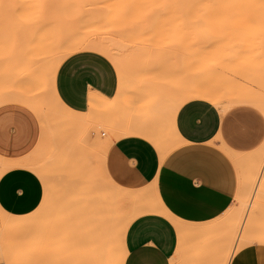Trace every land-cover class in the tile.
<instances>
[{
    "label": "rangeland",
    "instance_id": "374dc122",
    "mask_svg": "<svg viewBox=\"0 0 264 264\" xmlns=\"http://www.w3.org/2000/svg\"><path fill=\"white\" fill-rule=\"evenodd\" d=\"M80 43L104 44L122 58L120 67L113 63L122 84L108 104V120V101L79 114L66 109L55 93L49 73L54 61ZM193 91L218 98L221 109L243 97L264 101V0H0V110L26 98L48 110L42 115L38 110L39 120L33 115L39 133L20 161L42 181L43 200L34 213L21 218L0 209V264H117L123 221L155 197L141 190L146 202L127 199L131 191L107 174L105 159L114 133L123 123H141L137 129L143 131L144 123L161 122ZM2 159L7 158L0 154ZM231 159L239 174L233 202L212 221H179L184 232H177L171 264H212L216 256L227 255L228 244L240 247L232 241L243 221L240 216L247 221L248 204L258 197L264 205V194L259 195L264 143ZM99 192L108 197L104 207ZM108 205L112 215L105 213ZM96 207L105 211L92 228ZM262 212L251 217L255 222L258 218L256 224L264 221ZM251 237L243 244L248 264H264V244ZM206 240L211 248L197 256L195 250Z\"/></svg>",
    "mask_w": 264,
    "mask_h": 264
},
{
    "label": "crops",
    "instance_id": "0c3cea01",
    "mask_svg": "<svg viewBox=\"0 0 264 264\" xmlns=\"http://www.w3.org/2000/svg\"><path fill=\"white\" fill-rule=\"evenodd\" d=\"M118 82L108 58L83 50L59 65L54 90L66 109L79 114L88 111L91 98H105L108 120V104L116 99ZM220 107L190 99L161 122L144 123L143 131L137 129L138 122L123 123L115 131L105 159L107 174L123 189L152 193L163 210L145 212L129 224L117 264H171L178 242L175 222L212 221L233 202L239 174L229 154H250L264 140L238 143L230 134L236 113L258 109L245 104L225 111ZM26 108L14 104L0 110V154L13 166L0 177V209L17 218L34 213L44 195L40 178L20 163L39 133L37 115Z\"/></svg>",
    "mask_w": 264,
    "mask_h": 264
},
{
    "label": "bare ground",
    "instance_id": "6f19581e",
    "mask_svg": "<svg viewBox=\"0 0 264 264\" xmlns=\"http://www.w3.org/2000/svg\"><path fill=\"white\" fill-rule=\"evenodd\" d=\"M2 2V1H1ZM29 24H31V23H29ZM28 25V24H27ZM43 34V33H42ZM45 36H46V34H45ZM96 43V42H95ZM95 43H80V44H77V45H73V46H71V48H70V50L68 51V52H64L65 54H63V55H61V56H59V58H57L55 61H54V65H53V67L51 68V72H49L50 74H51V76L55 79V76H56V72H57V69H58V67H59V65L68 57V56H70V55H72L73 53H75V52H78V51H83V50H92V51H96V52H98V53H100L101 55H103V56H105L106 58H108L112 63H114V64H116L117 66H119L120 67V65H121V62H122V58H120V56L119 55H117V52L116 51H114L113 49H110V47L108 48L107 46L105 47V45L103 44V45H101V44H95ZM46 48V47H45ZM15 49V48H14ZM38 49V51H40V49L39 48H37ZM12 51V50H11ZM34 51H36V50H34ZM37 51V52H38ZM41 54V53H40ZM43 54V53H42ZM53 59H55V58H53ZM51 65V64H50ZM119 77V76H118ZM48 78H50V77H48ZM47 78V79H48ZM47 82H48V80H47ZM50 83V82H49ZM48 83V84H49ZM48 84H47V86H48ZM51 84V83H50ZM121 84H122V82H118V91H117V93H116V98L118 97V95H119V93H120V88H121ZM50 90V89H49ZM199 91H193V93L191 94L190 93V96H188V95H186L185 97L186 98H184L183 100H181L179 103H177L176 104V106H175V109H174V112L179 108V106L183 103V102H186V100H190V99H196V98H202V99H205V100H208L209 102H211L212 104H214V105H217V106H219V105H222L221 103H223L221 100H219L218 98H216V97H213V95H211L210 93H208L207 91V93H198ZM203 92V91H202ZM52 94V93H51ZM25 100H27L26 102V104H25ZM30 100V99H29ZM258 100H260V99H258V98H251V97H243V98H240V99H237V100H230V101H227V104H225V106H224V108L222 109L223 111H225V110H227L228 108H230V107H233V106H235V105H239V104H245V105H254V106H259L260 108H264V104H263V102H262V100L259 102ZM106 99L105 98H103V97H93V98H91V100H90V106H94V107H98L97 108V110L102 106V104L103 103H106ZM28 102H29V104H28ZM33 102V101H32ZM14 104H22V105H24V106H27V107H29V109H31V111H33L34 113H35V115H37V117H38V119H39V114L40 115H42V110L43 111H46L47 109H42L41 107L39 108L38 107V105H37V107L34 105L35 103H31V101H28V99L26 98V99H22V101H21V99H15V100H13L12 102H10V105H9V107H11V106H13ZM29 106H28V105ZM31 104H33L34 105V108L35 109H33V107H32V105ZM31 106V107H30ZM222 107V106H221ZM36 108H37V111H36ZM39 109H41V110H39ZM41 111V113H39L38 114V112L39 111ZM95 111H96V109H94ZM48 111V110H47ZM95 113V112H94ZM88 114V113H87ZM55 115V114H54ZM64 115V114H63ZM59 116H61V115H59ZM67 116V115H66ZM90 116H93V115H91L90 114ZM44 117H45V115H44ZM41 118V117H40ZM42 119H43V116H42ZM45 119V118H44ZM65 120V119H64ZM71 120V119H70ZM73 121V120H72ZM59 122V121H58ZM69 122V121H68ZM80 122V121H79ZM73 123V122H72ZM74 123H76V122H74ZM80 124H82L81 122H80ZM79 124H77V126H78ZM71 126V125H70ZM74 126V125H73ZM75 126H76V124H75ZM44 130V129H43ZM162 154V153H161ZM230 155V157H232L233 159H234V157L235 156H237V154H229ZM162 158H163V156H161ZM1 161V170H0V176L1 175H3L8 169H10V168H12L11 167V163H10V165L7 163V162H5V161H3V160H0ZM17 165V164H16ZM22 165V164H21ZM17 166H20V165H17ZM23 166V165H22ZM41 168V167H40ZM262 186H263V188L262 189H260V192H259V195H262V194H264V178H263V180H262ZM94 189V188H93ZM97 189V188H96ZM262 191V192H261ZM92 193V192H91ZM97 193V192H96ZM100 193V192H99ZM104 195V196H102V195ZM96 195H98V193L96 194ZM100 195H101V198H100V200L101 199H104V204H103V202H102V204H103V207H104V205H106V204H108L107 202H106V204H105V199H107L108 197H106L107 195L105 194V193H103V192H101L100 193ZM146 196V198H145V196ZM143 196H142V194L141 193H139L138 191H131V192H129L128 193V197H127V194H126V198L128 199H131V200H133V201H144V202H146V200H147V195L146 194H144ZM103 197V198H102ZM149 197V196H148ZM91 198V197H90ZM96 198H98L97 196H96ZM98 198V199H99ZM259 198V197H258ZM257 198V200H256V204L257 205H255V203H254V205H255V207H254V205H252L251 203L250 204H248L249 205V208L248 209H250V213H249V216H248V218H247V221L245 222V219H246V215H245V217L243 216V213H242V215L240 216L241 217V219H243V223L241 224H239V231H237V232H235L234 233V235H233V237L232 238H234L232 241L234 242V241H239L238 242V244H239V246L240 247H236V251L238 252L239 251V249H242L243 248V244L244 243H246V240H247V238H249L250 239V237L253 235V237H251L252 238V241H253V238H256L255 240H254V242H256V243H258V244H260V245H263L264 244V221H263V218H260V219H262V221H260V222H262V223H257L256 224V222L258 221V218H257V220H256V222L251 218L253 215H254V213L256 212V211H258L259 209H260V211H264V205H262V203H261V205H259L260 204V202L262 201L261 200V198H259L258 199ZM92 200V199H91ZM155 200V199H154ZM93 201H94V199H93ZM102 201V200H101ZM152 201V200H151ZM101 203V202H100ZM101 204V205H102ZM259 205V206H258ZM96 206V205H95ZM147 207H145V208H143V209H141L140 211H137V212H135L131 217H129L127 220H125V221H123V224H122V229H121V231H120V233H121V236L123 237V235H124V233H125V231H126V229H127V227L129 226V224L134 220V219H136L137 217H139L141 214H143V213H145V212H153V211H159V212H163V210H162V208L160 207V205H159V203H158V201H152V202H150V200L148 199V201H147V205H146ZM98 207H100V205H98ZM261 207H263V209L261 208ZM92 209V208H91ZM96 210H94V212H97V207L95 208ZM102 209V208H101ZM100 209V212H101V214H102V212H103V215L102 216H104V211H105V213H107V212H109V213H107V214H111L112 213V210H110L109 209V205H108V209H105L104 210V208L101 210ZM93 211V210H92ZM249 211V210H248ZM94 212H92V213H94ZM100 212H99V209H98V212H97V214L96 213H94L95 215H93V218L90 220V221H92V222H90V225L92 224V228H94L95 227V225H97L96 224V222H95V219H98V214H100ZM111 212V213H110ZM263 213V212H262ZM107 214H105V215H107ZM113 214V213H112ZM111 214V215H112ZM261 214V213H260ZM264 214V213H263ZM95 216V217H94ZM260 216V215H259ZM13 218V217H12ZM18 218H21V217H18ZM101 218V217H100ZM98 220H100L101 222H102V219H98ZM105 220H107V224L106 225H104V226H107V228H109L108 227V222H109V217H108V215H107V219H105ZM123 220V219H122ZM94 222V223H93ZM103 222H106V221H103ZM0 224H2V223H0ZM94 224V225H93ZM181 223H178V222H175V225H176V227H177V230H178V232H180V233H182V232H184V227L182 226V224L180 225ZM259 224V225H258ZM4 225V224H3ZM9 225V224H8ZM15 225H17V224H15ZM110 225V224H109ZM262 225V226H261ZM11 226H12V224H11ZM10 226V227H11ZM18 226V225H17ZM16 226V227H17ZM94 226V227H93ZM100 226H102V225H100ZM255 226H256V228H255ZM259 226V227H258ZM103 227V226H102ZM12 228V227H11ZM98 228H99V226H98ZM98 228H97V231H98ZM103 228H105V227H103ZM107 228H105V230H107ZM251 228L253 229H256V230H251ZM257 228H258V230H257ZM261 228H263V229H261ZM96 229V228H95ZM100 230H102V228L100 229ZM99 230V231H100ZM104 230V229H103ZM191 231V233H196V232H199V230L198 231H196V229H191L190 230ZM106 232V231H105ZM255 232V233H254ZM253 233V234H252ZM258 237H257V236ZM65 238H67V237H65ZM231 238V239H232ZM66 241H68V239H65V242ZM231 241V242H232ZM248 241V240H247ZM250 241L251 240H249V243H250ZM252 241H251V244H252ZM242 243V244H241ZM248 243V242H247ZM248 243V244H249ZM232 244L233 243H231V244H228L227 246H230V247H227V248H229V249H227L228 251L226 252L227 253V255L226 254H224L223 256H225L226 255V259H228V255L230 254V252L232 251V249H233V247H232ZM237 244V243H236ZM241 244V245H240ZM236 246V245H235ZM234 246V247H235ZM225 247V248H226ZM211 248V244L209 243V241H202L199 245H198V248H197V251L195 250V253H196V255L197 256H200L201 254H203V253H205V252H207L209 249ZM225 248L224 249H222V251L224 252L225 251ZM238 249V250H237ZM223 252H221V253H223ZM229 252V253H228ZM237 252H235V253H237ZM225 253V252H224ZM234 253V254H235ZM232 254H233V252H232ZM194 256V257H197V256ZM223 256H221V258H219L218 256H216L215 257V259H214V261L212 262V264H224L225 263V261L227 262L228 260H226ZM218 257V260L216 259ZM220 259H224V262L222 261V260H220ZM197 260H200V258H197ZM220 261V262H219ZM222 261V262H221Z\"/></svg>",
    "mask_w": 264,
    "mask_h": 264
},
{
    "label": "snow or ice",
    "instance_id": "6c2138e0",
    "mask_svg": "<svg viewBox=\"0 0 264 264\" xmlns=\"http://www.w3.org/2000/svg\"><path fill=\"white\" fill-rule=\"evenodd\" d=\"M99 63H103L100 61ZM106 67V66H105ZM91 71V69H85V73ZM236 123L230 134L238 143H244L251 140H264V108L259 111H241L235 115ZM232 252H236L233 248ZM249 252L245 249H241L236 253L235 258L232 254H229V260L227 264H248Z\"/></svg>",
    "mask_w": 264,
    "mask_h": 264
}]
</instances>
